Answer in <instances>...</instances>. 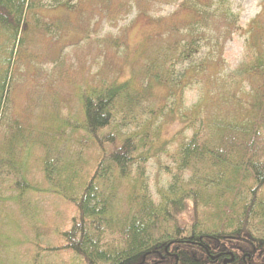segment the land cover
<instances>
[{
    "label": "trees",
    "instance_id": "obj_1",
    "mask_svg": "<svg viewBox=\"0 0 264 264\" xmlns=\"http://www.w3.org/2000/svg\"><path fill=\"white\" fill-rule=\"evenodd\" d=\"M195 1L200 6L204 2ZM211 1L206 0L201 13L217 11H210ZM61 2L0 0V134L6 132L5 140L0 139V184L8 186L0 194L13 193L0 197V208L6 200L21 206L25 194L37 192L27 174L30 163L23 167L25 146H30L32 156L37 146L43 152L42 177L49 192L78 212L62 233V248L84 264H264V92L255 95L251 110L242 117L214 118L199 110L184 115L191 133L167 151L156 147L159 127L150 124L163 112L153 110L139 120L146 86L129 80L87 90L81 97L84 118L72 127L75 133L87 134L86 143L99 150L91 171L68 157H56L52 146L60 138L49 134V143L35 136L53 128L51 124L8 117L13 65L27 40L30 17ZM222 9L225 15L219 16L232 33L238 17L225 0ZM202 23L205 26L206 15L187 25L193 30ZM179 44L170 45L160 70L156 61L149 67L159 82H166L165 73L174 63L198 52L196 40ZM256 58L235 77L260 71L264 81V52ZM23 142L27 144L22 148ZM160 154L171 165L164 166L166 187L155 194L148 182V164Z\"/></svg>",
    "mask_w": 264,
    "mask_h": 264
},
{
    "label": "rangeland",
    "instance_id": "obj_2",
    "mask_svg": "<svg viewBox=\"0 0 264 264\" xmlns=\"http://www.w3.org/2000/svg\"><path fill=\"white\" fill-rule=\"evenodd\" d=\"M222 1H211L210 11L217 7L214 14L201 13L206 0L202 6L195 0H62L38 9L30 17L27 40L14 61L8 117L51 124L53 128L35 136L49 143V134L60 138L52 146L56 157H68L91 171L99 150L90 147L88 135L75 133L72 125L84 118L83 93L105 82L133 80L138 87L146 86L139 120L153 110L163 112L150 119V124L159 127L158 149L173 151L191 133L186 114L199 110L214 118L245 116L255 95L264 92V81L260 71L235 75L264 52V0H225L238 17L232 33L219 16L225 15ZM198 15H206L205 26L189 29L187 24ZM49 25L55 27L51 30ZM186 40H196L198 52L190 60L174 63L170 73H165L166 82L151 76L152 63L156 61L160 70L170 45L178 43L179 48ZM5 136L2 131L0 139ZM25 147L23 167L30 163L27 174L37 192L25 194L21 206L12 200L1 206L0 264H84L62 248V233L78 215L76 208L49 192L42 177V150L35 146L32 156L30 146ZM165 164L171 162L162 154L148 164V182L155 194L169 181ZM7 187L0 184V190ZM4 195L12 197L13 193L0 197Z\"/></svg>",
    "mask_w": 264,
    "mask_h": 264
},
{
    "label": "flooded vegetation",
    "instance_id": "obj_3",
    "mask_svg": "<svg viewBox=\"0 0 264 264\" xmlns=\"http://www.w3.org/2000/svg\"><path fill=\"white\" fill-rule=\"evenodd\" d=\"M236 258H237V257L234 256V258H233L234 263H235V261L237 260ZM229 264H230V263H229Z\"/></svg>",
    "mask_w": 264,
    "mask_h": 264
}]
</instances>
